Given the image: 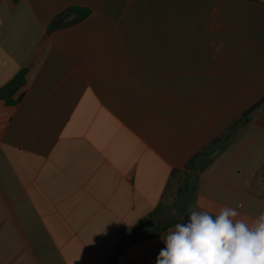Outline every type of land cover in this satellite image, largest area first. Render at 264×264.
Instances as JSON below:
<instances>
[{"label":"crops","instance_id":"0c3cea01","mask_svg":"<svg viewBox=\"0 0 264 264\" xmlns=\"http://www.w3.org/2000/svg\"><path fill=\"white\" fill-rule=\"evenodd\" d=\"M0 90V264H156L165 212H264V112L178 195L264 96V0H0Z\"/></svg>","mask_w":264,"mask_h":264},{"label":"clouds","instance_id":"9594fccd","mask_svg":"<svg viewBox=\"0 0 264 264\" xmlns=\"http://www.w3.org/2000/svg\"><path fill=\"white\" fill-rule=\"evenodd\" d=\"M239 216L231 207L213 214L197 200L187 222L161 237L156 264H264V212L251 223Z\"/></svg>","mask_w":264,"mask_h":264},{"label":"trees","instance_id":"16d2710c","mask_svg":"<svg viewBox=\"0 0 264 264\" xmlns=\"http://www.w3.org/2000/svg\"><path fill=\"white\" fill-rule=\"evenodd\" d=\"M78 11H79V20L88 15L87 10L79 9ZM54 29H56V25L55 22L53 21V23H51L49 28L46 30V33L44 34L38 48H40L41 43L48 37V35ZM25 74H26V70H21V72L11 82L7 83L4 89H9L13 87V89L16 91L19 88H21L25 83ZM1 91L2 90H0V97H1ZM7 102L10 104L14 103L12 99H7ZM263 112H264V96L249 109L245 110L243 114H241L239 118L235 120L220 136L214 139L203 150L195 154V156L191 158V160L185 167V179L183 181V184L179 188L178 195L180 197H190L188 192H191L192 181L197 180V176L193 175L192 172L201 173L207 167H209L210 164L220 155V153L224 151L225 148L238 137V135H240V133L244 130V128L248 125V123L258 115L262 114ZM166 207L167 206L160 204L158 208L149 215V218L154 219L158 216H161L166 211L167 209ZM163 215L165 218L170 217V214L168 213L166 214V212ZM183 215L186 219L189 218L188 214L183 213ZM180 220L181 219L178 218L175 220H169L163 227V230L176 225L177 223L180 222Z\"/></svg>","mask_w":264,"mask_h":264},{"label":"water","instance_id":"95a60500","mask_svg":"<svg viewBox=\"0 0 264 264\" xmlns=\"http://www.w3.org/2000/svg\"><path fill=\"white\" fill-rule=\"evenodd\" d=\"M78 17V13L76 11H72L70 13H68L67 15H65L64 17H62L61 19L57 20L55 22L56 26H60L63 24H67V23H71L74 20H76ZM151 225L150 221H146V222H142L140 224H138L137 226H135L134 228L131 229V235L134 239L138 240L146 235H148L149 233L153 232L155 230V228L158 227H151L149 228V226ZM151 229V230H150Z\"/></svg>","mask_w":264,"mask_h":264},{"label":"rangeland","instance_id":"374dc122","mask_svg":"<svg viewBox=\"0 0 264 264\" xmlns=\"http://www.w3.org/2000/svg\"><path fill=\"white\" fill-rule=\"evenodd\" d=\"M164 86L163 88L165 89L166 92L170 93L171 91V86L173 85V82H171V80H164ZM199 83V85L203 86V84L205 82H197ZM174 85H176V81H174ZM179 90V98L181 100V104H186L188 97H189V82L188 81H178V86H175L174 89ZM204 87V86H203ZM165 100H167V97H165ZM178 216L174 215L173 213L170 214V217L168 219H163L162 222L163 224H165L166 222H168L169 220H175L177 219Z\"/></svg>","mask_w":264,"mask_h":264},{"label":"flooded vegetation","instance_id":"af4514ba","mask_svg":"<svg viewBox=\"0 0 264 264\" xmlns=\"http://www.w3.org/2000/svg\"><path fill=\"white\" fill-rule=\"evenodd\" d=\"M158 224H154V225H150V226H153V227H155V226H157Z\"/></svg>","mask_w":264,"mask_h":264}]
</instances>
